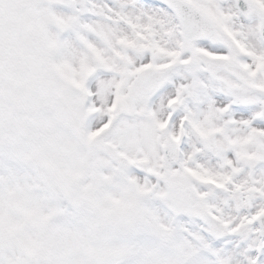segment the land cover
<instances>
[{
    "label": "snow or ice",
    "instance_id": "6c2138e0",
    "mask_svg": "<svg viewBox=\"0 0 264 264\" xmlns=\"http://www.w3.org/2000/svg\"><path fill=\"white\" fill-rule=\"evenodd\" d=\"M20 15L41 23V55L55 49L21 76L44 77L41 91L71 106L55 115L108 149L115 183L89 222L127 219L150 193L199 264H264V0H40ZM66 243L57 264H82Z\"/></svg>",
    "mask_w": 264,
    "mask_h": 264
},
{
    "label": "rangeland",
    "instance_id": "374dc122",
    "mask_svg": "<svg viewBox=\"0 0 264 264\" xmlns=\"http://www.w3.org/2000/svg\"><path fill=\"white\" fill-rule=\"evenodd\" d=\"M39 47L41 44L35 56L40 52ZM33 58L35 62L41 60V57ZM10 98L4 82L0 86V144L12 154L2 163L0 160V168L10 172L0 176V240L4 243L0 255L15 250L21 264H56L57 253L61 258L67 253L66 238L70 236L82 264H102L113 254L111 248L128 249L120 242L123 234L136 251L140 250V261L144 264H161L165 260L170 264H199V253L183 241L181 233L160 224L149 207L157 202L150 193L136 198L131 215L121 223L109 227L105 225L106 218L89 222V216L99 211L97 201L115 183L114 176L103 174L110 167V159L103 160L97 152H88L89 148H84L77 135L81 128L75 125V130L66 116L55 115L57 105L62 102L50 113L35 115L14 109ZM50 117H54L51 122ZM56 148L64 153L65 160L54 167L52 149ZM70 154L74 155L75 168L69 164ZM40 171L46 174V187L34 182ZM82 176H86L83 184L72 185V180ZM62 183L69 189H63ZM35 233L49 234L55 246L50 255L45 256L41 251L40 259L34 258L33 263L28 261L33 257L28 252L27 240L31 239L29 234ZM168 252L172 256L166 255Z\"/></svg>",
    "mask_w": 264,
    "mask_h": 264
},
{
    "label": "flooded vegetation",
    "instance_id": "af4514ba",
    "mask_svg": "<svg viewBox=\"0 0 264 264\" xmlns=\"http://www.w3.org/2000/svg\"><path fill=\"white\" fill-rule=\"evenodd\" d=\"M17 1L18 0H14V6L11 9H9L6 6L8 0H0V13H2V14H0V23L5 24L8 21L9 15H11V17H12L14 12L16 11ZM22 1H23L22 4H25L24 6H26V4L29 3L28 0H22ZM9 13H11V14H9ZM9 23L11 24L10 20H9ZM1 29L2 28H0V30ZM5 45H6V39L5 38L0 39V47H5Z\"/></svg>",
    "mask_w": 264,
    "mask_h": 264
}]
</instances>
